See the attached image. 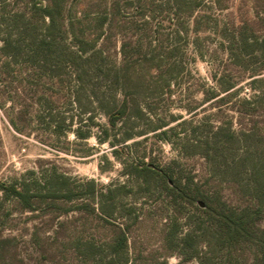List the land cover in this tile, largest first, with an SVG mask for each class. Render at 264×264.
I'll return each instance as SVG.
<instances>
[{
    "label": "rangeland",
    "instance_id": "obj_1",
    "mask_svg": "<svg viewBox=\"0 0 264 264\" xmlns=\"http://www.w3.org/2000/svg\"><path fill=\"white\" fill-rule=\"evenodd\" d=\"M223 209L264 264V0H0V264H199Z\"/></svg>",
    "mask_w": 264,
    "mask_h": 264
},
{
    "label": "trees",
    "instance_id": "obj_2",
    "mask_svg": "<svg viewBox=\"0 0 264 264\" xmlns=\"http://www.w3.org/2000/svg\"><path fill=\"white\" fill-rule=\"evenodd\" d=\"M41 11L44 14V18L47 17L53 22L49 25V29H51L56 24L54 22L53 7L42 8ZM117 113L120 115L124 111L118 110ZM146 170L150 169L146 168ZM12 189L15 194L22 195L15 188ZM247 212V210H242L238 213L235 210L223 209L221 213H218V219L215 222L216 228L210 234L211 239L209 244L211 243V246L199 256V264H218L215 261L220 260V258L233 256L235 254V247L238 244L247 241V239L248 241H255L254 231L250 225ZM253 243L257 247V252L260 255L264 254V240L259 239ZM219 264L222 263L219 262Z\"/></svg>",
    "mask_w": 264,
    "mask_h": 264
},
{
    "label": "water",
    "instance_id": "obj_3",
    "mask_svg": "<svg viewBox=\"0 0 264 264\" xmlns=\"http://www.w3.org/2000/svg\"><path fill=\"white\" fill-rule=\"evenodd\" d=\"M199 205H200L201 207H204V204H203L202 202H199Z\"/></svg>",
    "mask_w": 264,
    "mask_h": 264
}]
</instances>
